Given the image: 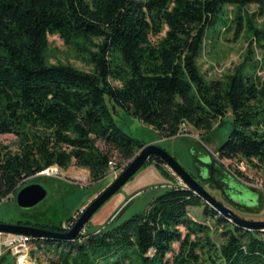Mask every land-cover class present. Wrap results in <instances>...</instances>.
Segmentation results:
<instances>
[{
	"label": "trees",
	"instance_id": "obj_1",
	"mask_svg": "<svg viewBox=\"0 0 264 264\" xmlns=\"http://www.w3.org/2000/svg\"><path fill=\"white\" fill-rule=\"evenodd\" d=\"M248 4L261 5L264 14V0H0V135L18 138L16 153L0 144V201L15 199L30 178L53 166L88 170L99 183L115 155L123 163L134 159L146 144L117 125V108L164 139L189 134V126L210 135L232 116L218 161L264 169L260 66L249 72L241 65L225 79L208 80L198 64L207 29L224 5ZM165 29L154 43L152 36ZM248 31L256 41L264 38L254 19ZM50 34L92 72L49 64ZM149 163L173 179L161 159ZM191 208H204L205 221L193 219ZM17 224L66 233L75 222ZM31 243L39 264H264V232L235 225L180 185L112 229Z\"/></svg>",
	"mask_w": 264,
	"mask_h": 264
},
{
	"label": "rangeland",
	"instance_id": "obj_2",
	"mask_svg": "<svg viewBox=\"0 0 264 264\" xmlns=\"http://www.w3.org/2000/svg\"><path fill=\"white\" fill-rule=\"evenodd\" d=\"M262 9L258 4L224 5L214 24L207 29L203 51L198 60L201 71L208 80L225 79L241 65H246V70L250 72L257 64L260 66L258 76L264 80V38L256 41L253 32L248 31L249 19H254L256 26L264 29V14H259ZM166 30L159 36H152V41L155 43L162 39ZM48 40L49 64H68L78 70L92 72V66L83 62L73 48L65 45L59 35L50 34ZM112 83L120 85L115 81ZM116 112L115 120L119 127L146 145L155 144L166 150L224 206L243 219L264 221V169L255 168L239 159L221 161L224 167L214 165L213 162L214 158H217V147L229 139L234 128L232 116L225 117V122L216 127L210 135L189 126V134L164 139L125 110L117 108ZM17 143L18 138L14 134L0 135V144L8 147V151L16 153ZM98 145L104 148L103 143ZM113 160L114 166L99 183L91 181L88 170L75 166L67 170L53 166L49 171L55 169L58 171L56 174L30 178L27 185L38 183L48 190L46 200L35 209L25 210L18 206L16 198L12 195L3 198L0 201V222L60 223L72 217L76 222L85 208L109 187L132 161L123 163L116 155ZM165 169L173 179L163 174L156 164L145 165L100 208L83 232L112 229L134 215L146 212L154 199L164 194L171 186H186L171 168L165 165ZM237 172L242 173V176H238ZM81 175H87V179H83ZM54 180H57L56 185ZM189 215L197 221H205L204 208H191ZM206 222L213 223L210 219ZM64 225L69 226L68 223ZM175 247L177 248L178 244ZM29 248L28 257L31 264H39L32 256V252L36 251L34 243H31ZM10 251L0 239V264H16V257ZM37 255L41 257L42 252ZM45 259L44 256L41 257L43 262Z\"/></svg>",
	"mask_w": 264,
	"mask_h": 264
},
{
	"label": "water",
	"instance_id": "obj_3",
	"mask_svg": "<svg viewBox=\"0 0 264 264\" xmlns=\"http://www.w3.org/2000/svg\"><path fill=\"white\" fill-rule=\"evenodd\" d=\"M152 157H157L171 168L177 176L186 184L190 190L194 191L207 204L216 209L222 216L233 222L235 225L251 231L264 232V221H251L239 217L233 210L224 206L214 198L200 182L188 173L178 161L166 150L155 144L145 145L126 166L124 171L107 187L88 207L82 212L75 224L66 233L52 232L39 227L22 224H7L0 222V234L11 237L29 236L33 239H58L74 241L83 232L92 217L105 205L122 187H124ZM214 165L223 167L217 158L213 160ZM48 190L41 184L34 183L23 187L16 196L17 204L20 208L31 210L37 208L39 204L46 200Z\"/></svg>",
	"mask_w": 264,
	"mask_h": 264
},
{
	"label": "built area",
	"instance_id": "obj_4",
	"mask_svg": "<svg viewBox=\"0 0 264 264\" xmlns=\"http://www.w3.org/2000/svg\"><path fill=\"white\" fill-rule=\"evenodd\" d=\"M114 166L113 163H111V168ZM47 171L42 172L39 175H48ZM2 236L0 234V239H2ZM33 238L29 236H17L13 237L12 240L7 244V246L10 248L11 252L16 257V264H21V260L25 259L29 264H31L29 260V253L30 248L29 245L31 244ZM29 260V261H28Z\"/></svg>",
	"mask_w": 264,
	"mask_h": 264
},
{
	"label": "crops",
	"instance_id": "obj_5",
	"mask_svg": "<svg viewBox=\"0 0 264 264\" xmlns=\"http://www.w3.org/2000/svg\"><path fill=\"white\" fill-rule=\"evenodd\" d=\"M12 238L13 237L6 235V236L2 237V239H1L2 240V243L8 248V250H9V247L7 246V244L12 240Z\"/></svg>",
	"mask_w": 264,
	"mask_h": 264
},
{
	"label": "bare ground",
	"instance_id": "obj_6",
	"mask_svg": "<svg viewBox=\"0 0 264 264\" xmlns=\"http://www.w3.org/2000/svg\"><path fill=\"white\" fill-rule=\"evenodd\" d=\"M58 171H56L55 169L52 171L51 170V172L48 170V172L47 173H54V174H56ZM79 177V176H78ZM80 177H82L83 179H87V175H81ZM21 264H29L25 259H23V260H21Z\"/></svg>",
	"mask_w": 264,
	"mask_h": 264
},
{
	"label": "flooded vegetation",
	"instance_id": "obj_7",
	"mask_svg": "<svg viewBox=\"0 0 264 264\" xmlns=\"http://www.w3.org/2000/svg\"><path fill=\"white\" fill-rule=\"evenodd\" d=\"M56 181H57V180H54V184H55V185H56ZM57 183H58V182H57ZM85 209H86V208H85Z\"/></svg>",
	"mask_w": 264,
	"mask_h": 264
}]
</instances>
